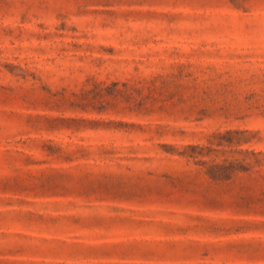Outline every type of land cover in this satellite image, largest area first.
<instances>
[{
    "label": "rangeland",
    "instance_id": "rangeland-1",
    "mask_svg": "<svg viewBox=\"0 0 264 264\" xmlns=\"http://www.w3.org/2000/svg\"><path fill=\"white\" fill-rule=\"evenodd\" d=\"M0 264H264V0H0Z\"/></svg>",
    "mask_w": 264,
    "mask_h": 264
}]
</instances>
